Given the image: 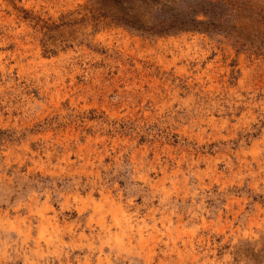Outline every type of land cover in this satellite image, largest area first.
Listing matches in <instances>:
<instances>
[{
    "label": "rangeland",
    "instance_id": "1",
    "mask_svg": "<svg viewBox=\"0 0 264 264\" xmlns=\"http://www.w3.org/2000/svg\"><path fill=\"white\" fill-rule=\"evenodd\" d=\"M130 2L0 0V264H264V0Z\"/></svg>",
    "mask_w": 264,
    "mask_h": 264
},
{
    "label": "trees",
    "instance_id": "2",
    "mask_svg": "<svg viewBox=\"0 0 264 264\" xmlns=\"http://www.w3.org/2000/svg\"><path fill=\"white\" fill-rule=\"evenodd\" d=\"M120 9L119 20L121 23L143 31L161 33L178 27L205 29L209 23L206 20L195 17L190 19H175L169 17L165 21L157 20L156 16L152 13L153 5L146 3V0H140V4L136 2V5H132L130 2L129 5L126 4V6Z\"/></svg>",
    "mask_w": 264,
    "mask_h": 264
}]
</instances>
